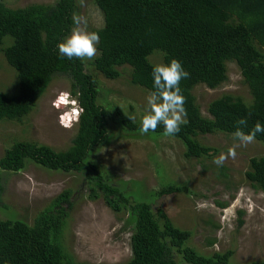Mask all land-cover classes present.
<instances>
[{"label":"trees","instance_id":"obj_1","mask_svg":"<svg viewBox=\"0 0 264 264\" xmlns=\"http://www.w3.org/2000/svg\"><path fill=\"white\" fill-rule=\"evenodd\" d=\"M104 15L94 69L114 80L121 69H130L133 85L152 87L149 58L156 52L163 62L176 58L189 73L180 81L186 116L179 132L170 138L181 141L187 159L211 157L218 149L203 145L199 136L231 135L237 127L248 132L259 121L264 125V0H95ZM77 0L35 3L12 9L0 0V48L7 64L17 74L18 93H0V121L23 122L34 110L55 76L71 81L84 111L77 132L66 150L34 142L16 141L0 158V204L5 191V173H18L28 162L49 170L85 172L91 199L102 198L114 212L127 209L131 224L132 258L123 264H232L233 251H202L192 247V232L174 225L168 213L152 203L131 202L91 162V155L108 139L110 119H117L130 132H139L119 108L111 112L98 104L99 86L84 59L68 60L57 54V43L72 26ZM12 39L5 45V39ZM235 63L252 96L223 94L203 115L193 94L198 85L217 89L228 80V64ZM240 119L245 124L238 123ZM154 134L164 135L158 125ZM169 136V135H166ZM256 141L264 145V132ZM225 167L219 173L226 177ZM245 178L264 194V156L252 157ZM185 186L167 185L154 194L162 197L185 192ZM72 191L52 200L33 224L24 220L0 219V264H90L78 262L64 244V230L73 207ZM157 203V202H156ZM221 207L226 203L219 202ZM239 211V215H243ZM241 227L243 221L239 220ZM214 238L210 245L216 243ZM249 264H264L253 261Z\"/></svg>","mask_w":264,"mask_h":264},{"label":"rangeland","instance_id":"obj_2","mask_svg":"<svg viewBox=\"0 0 264 264\" xmlns=\"http://www.w3.org/2000/svg\"><path fill=\"white\" fill-rule=\"evenodd\" d=\"M2 1L9 8L18 9L35 3L54 4L57 0ZM75 14L85 18L88 30L104 26V15L95 0H77ZM5 40L4 46L12 41L10 37ZM97 55L98 50L92 58L84 60L99 86L98 104L111 112L119 108L127 117L134 116L132 121L139 122L148 91L131 83L128 67L120 70L118 79L105 78L91 64ZM149 60L155 65L163 62V57L156 52ZM60 90L71 92V81L63 75L55 76L23 122L0 121V158L16 141L43 144L56 151L71 146L78 124L72 128L61 127L58 110L51 106ZM0 93H18L17 74L7 64L1 48ZM226 93L252 101L235 63L228 64V80L221 87L212 90L198 85L193 91L205 116L209 115L210 103ZM199 140L203 145L218 149V153L211 159H187L181 141L166 135L126 131L117 119H110L108 139L92 153L91 162L107 180L124 191L131 202H150L154 212L161 206L175 226L192 232L190 244L202 253L231 250L234 253L232 264L263 261L264 194L248 183L245 172L252 157L264 156V145L256 140L242 145L232 135L224 133L199 136ZM230 147H235V156H227ZM222 152L226 155L223 164H214L213 159ZM220 166L225 167L226 177L220 175ZM4 177L0 219H19L31 225L55 197L71 190L73 207L64 230V244L75 260L123 264L132 258L133 229L127 223L129 211L123 209L116 213L102 198L91 199L84 171L66 173L28 162L24 170L5 173ZM167 185L185 186L187 190L154 197ZM197 201L207 202V206L198 210ZM219 202L226 203V207H221ZM239 211L244 214L239 215ZM239 220L243 221L241 227ZM214 238L217 242L210 245Z\"/></svg>","mask_w":264,"mask_h":264},{"label":"clouds","instance_id":"obj_3","mask_svg":"<svg viewBox=\"0 0 264 264\" xmlns=\"http://www.w3.org/2000/svg\"><path fill=\"white\" fill-rule=\"evenodd\" d=\"M99 42V34L96 31L87 29L85 18L78 14L72 16V26L56 45L57 54L61 58L68 60L92 58L97 51L96 45ZM152 87L148 90L146 106L140 116L139 132L148 134L154 132L158 125L162 127L164 135H174L179 132L181 123L186 122L184 109L185 97L180 87V81L188 77L189 73L183 67L181 61L171 58L167 63L160 62L151 68ZM78 93L73 95L68 90H60L51 101V106L58 110V123L61 127L72 128L78 124L79 117L84 109L78 100ZM134 119V116H129ZM245 124L244 119L238 121ZM264 132V125L257 121L253 127L244 132L237 127L231 134L240 144H248L254 141L258 133ZM227 156H235V147H230ZM226 158L225 153H221L213 159L216 165H222ZM243 193V189H240ZM207 206V202L197 201L196 209ZM251 211L252 205H248Z\"/></svg>","mask_w":264,"mask_h":264}]
</instances>
